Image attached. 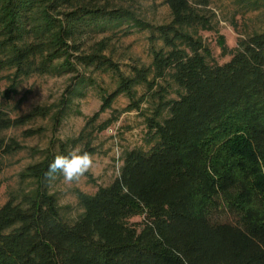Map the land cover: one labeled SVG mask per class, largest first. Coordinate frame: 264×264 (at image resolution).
<instances>
[{
    "label": "trees",
    "instance_id": "1",
    "mask_svg": "<svg viewBox=\"0 0 264 264\" xmlns=\"http://www.w3.org/2000/svg\"><path fill=\"white\" fill-rule=\"evenodd\" d=\"M165 4L171 20L153 24L115 0H0V82L10 72L8 95L34 75L74 74L55 116L60 121L87 85V70L111 72L117 86L102 92L100 110L78 138L81 151L96 152L94 130L114 119L97 129L94 121L121 95L130 99L125 111L152 102L146 123L155 142L127 150L109 185L78 192L84 210L73 223L46 175L69 151H47L29 165L21 177L35 186L0 207V264H264V33L235 47L220 36L229 58L219 62L201 35L214 28L211 0ZM124 25L127 32L149 30L152 44L163 42L152 47L150 65H133L130 74L105 53L107 39L88 45ZM160 80L177 85L179 96L169 98ZM142 86L147 91L138 96ZM50 111L37 106L12 117L0 108V158L22 148L4 131ZM134 216L143 220L130 223Z\"/></svg>",
    "mask_w": 264,
    "mask_h": 264
},
{
    "label": "rangeland",
    "instance_id": "2",
    "mask_svg": "<svg viewBox=\"0 0 264 264\" xmlns=\"http://www.w3.org/2000/svg\"><path fill=\"white\" fill-rule=\"evenodd\" d=\"M115 1L150 23L163 24L171 20V11L165 0ZM208 13L214 28L201 31V35L219 62L229 58L221 53L218 42L220 36L225 37L229 47H235L240 39L256 32L264 33V1L256 6L246 0H211ZM127 29L124 25L97 34L88 41V45L107 39L109 48L105 53L120 64L122 71L130 74L133 65H150L153 59L152 47L155 45L159 48L163 42L158 40L152 44L149 38L151 33L147 29L134 28L130 32ZM9 74L5 72L0 82V108L12 117L25 115L37 106L50 108L51 111L47 116L36 117L25 125L4 131L6 141L14 138L22 148L0 158V207L11 197H19L35 186L32 180L23 181L21 174L29 165L42 160L47 151L58 154L62 147L69 152L74 148L83 149L84 142L78 138L87 122L100 110L102 92H111L117 86V77L113 73L87 70L86 76L90 78L87 85L81 94L73 97L64 117L57 121L55 116L59 103L74 84V74L34 75L22 80L17 89L8 95L7 90L11 84L10 78H7ZM160 83L168 87L169 98L179 96L177 85L171 86L164 80H160ZM146 91V86L138 88V96ZM129 103L127 96H119L112 109L102 112L94 121V128L97 129L107 120L114 119L105 130H94L92 146L96 152L91 155V176L85 174L79 181L72 183H66L60 173L50 179L49 188L57 196L66 221L73 223L84 210L78 192L94 194L99 187L109 185L120 175L123 155L127 150H149L154 145L146 123L147 115L152 114V102H144L141 110L125 111ZM115 115L119 117L116 119ZM142 220L143 216L129 219L130 223Z\"/></svg>",
    "mask_w": 264,
    "mask_h": 264
},
{
    "label": "clouds",
    "instance_id": "3",
    "mask_svg": "<svg viewBox=\"0 0 264 264\" xmlns=\"http://www.w3.org/2000/svg\"><path fill=\"white\" fill-rule=\"evenodd\" d=\"M93 166L91 154L74 148L67 155H57L49 165L46 175L50 178L57 173L62 174L66 183L79 181Z\"/></svg>",
    "mask_w": 264,
    "mask_h": 264
}]
</instances>
